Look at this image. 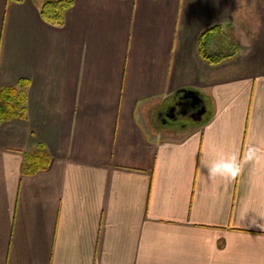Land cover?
I'll return each instance as SVG.
<instances>
[{"label": "crops", "instance_id": "obj_1", "mask_svg": "<svg viewBox=\"0 0 264 264\" xmlns=\"http://www.w3.org/2000/svg\"><path fill=\"white\" fill-rule=\"evenodd\" d=\"M47 1L0 0V89L28 84L0 124V264H264V0H73L60 27ZM180 91L205 113L168 135Z\"/></svg>", "mask_w": 264, "mask_h": 264}, {"label": "trees", "instance_id": "obj_2", "mask_svg": "<svg viewBox=\"0 0 264 264\" xmlns=\"http://www.w3.org/2000/svg\"><path fill=\"white\" fill-rule=\"evenodd\" d=\"M73 0H48L40 9V16L47 24L60 27L64 23V14L71 8ZM218 27L212 28L201 35L198 42L200 58L208 64L214 66L222 63L231 55L223 54H207L206 43L212 31ZM27 83L19 82L16 87H4L0 89V124L17 118H25L26 116V88ZM51 159L47 155L45 149L39 148L37 153L28 155L22 165L21 172L25 175L35 174L45 170L50 165Z\"/></svg>", "mask_w": 264, "mask_h": 264}, {"label": "flooded vegetation", "instance_id": "obj_3", "mask_svg": "<svg viewBox=\"0 0 264 264\" xmlns=\"http://www.w3.org/2000/svg\"><path fill=\"white\" fill-rule=\"evenodd\" d=\"M176 107L161 115L156 124L165 134L182 136L195 127L197 115L192 111V106L189 104L177 101Z\"/></svg>", "mask_w": 264, "mask_h": 264}, {"label": "water", "instance_id": "obj_4", "mask_svg": "<svg viewBox=\"0 0 264 264\" xmlns=\"http://www.w3.org/2000/svg\"><path fill=\"white\" fill-rule=\"evenodd\" d=\"M179 94L181 95L179 101L192 106V111L197 115V123L201 122L205 113V106H203L201 98L194 92L180 91Z\"/></svg>", "mask_w": 264, "mask_h": 264}, {"label": "rangeland", "instance_id": "obj_5", "mask_svg": "<svg viewBox=\"0 0 264 264\" xmlns=\"http://www.w3.org/2000/svg\"><path fill=\"white\" fill-rule=\"evenodd\" d=\"M42 1H47V0H42ZM224 43H223V41L221 42H219V44H218V47L220 48V53H224V51H225V46L223 45Z\"/></svg>", "mask_w": 264, "mask_h": 264}]
</instances>
